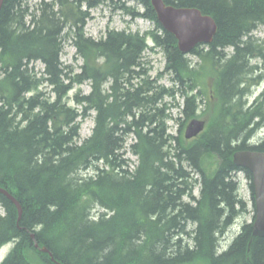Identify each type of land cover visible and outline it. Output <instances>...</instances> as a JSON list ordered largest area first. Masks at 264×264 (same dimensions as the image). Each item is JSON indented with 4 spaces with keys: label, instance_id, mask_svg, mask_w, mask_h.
Wrapping results in <instances>:
<instances>
[{
    "label": "trees",
    "instance_id": "1",
    "mask_svg": "<svg viewBox=\"0 0 264 264\" xmlns=\"http://www.w3.org/2000/svg\"><path fill=\"white\" fill-rule=\"evenodd\" d=\"M107 1L114 0L44 2L37 14L23 8V0H5L0 11V186L23 209L18 222L16 206L0 194V248L14 244L2 264H264V238H255L248 223L226 252L217 253L218 236L250 213L237 195L238 172L254 201L253 175L236 167L233 156L264 152V139L250 143L264 125V97L243 106L247 88L236 77L251 55H264V42L245 41L264 26V0H164L216 21L214 41L190 53L196 63L180 52L147 0H137L142 13L125 4L115 8L151 21L154 30L109 29L100 39L86 37L91 10ZM65 22L81 25L73 43L76 58L84 60L79 73L62 62ZM229 47L235 54L228 61ZM148 50L165 56L155 79L143 63ZM37 61L45 65L41 75L30 67ZM167 75L171 88L158 84ZM86 83L89 94L81 89ZM178 95L184 118H177L182 126L174 136L165 98ZM93 112L94 129L81 142V127ZM203 117L206 130L185 140L188 121ZM128 152L138 159L133 171ZM207 156L218 158L219 167L203 173L196 197L198 182L187 167L201 172Z\"/></svg>",
    "mask_w": 264,
    "mask_h": 264
},
{
    "label": "rangeland",
    "instance_id": "2",
    "mask_svg": "<svg viewBox=\"0 0 264 264\" xmlns=\"http://www.w3.org/2000/svg\"><path fill=\"white\" fill-rule=\"evenodd\" d=\"M32 4H36L38 2L44 1V0H30ZM45 1H52V0H45ZM114 2V3H113ZM113 2L107 1L106 3L102 4L100 7L94 9L91 11V19L88 21L86 32L89 36L93 37L94 39H100L102 37H105L107 31L110 30H116V31H126V32H132L136 33L139 32L141 34H144L146 32H149L154 29V24L150 21H148L145 18H137L133 20L130 15L126 14L121 9L115 8V4H125L127 7H134L136 8L140 13L144 11V7L136 0H114ZM254 37L259 40H264V27H260L256 30L254 33ZM64 46V51L62 55V62L65 66H72L76 72L81 71V66L84 64V60L82 58H76L75 52L76 48L72 45L71 40H66ZM150 45L152 46L151 40H149ZM193 60L194 63L197 62V59L193 56L189 57ZM143 63L146 66L151 67V71L149 75L152 79L157 78L158 74L164 71L165 68V56L161 51H146L144 54ZM34 66L36 67V70H38L39 73L43 72L44 66L42 63H35ZM259 74V73H258ZM255 74V77H258L259 75ZM160 85L171 88L173 86V81L171 79V76L167 75L163 79L159 81ZM212 84V76L208 75L207 77V85H208V95L210 92V86ZM261 84V83H260ZM259 84V85H260ZM257 85V86H259ZM264 86V85H263ZM256 87V86H254ZM81 89L85 94H89L91 91V84L86 83L85 85L81 86ZM258 90V89H257ZM255 90V92L258 93V91ZM77 91L75 89L70 94L71 96L74 95V93ZM250 102L254 101V97H251ZM165 102L169 105L171 104L172 107V118L168 121L169 126V132L173 135H178V132L182 126V122H178L177 118L182 117L181 110L184 105V98L181 95H178L176 99L172 98H165ZM71 105L74 106V103L71 102ZM94 116L95 112L92 113L91 117L87 119L80 131L81 136V142L85 140L86 138L90 137L92 134V131L94 129ZM191 120L188 121L186 126L184 127V134L185 130ZM134 141V139L129 140V144H131ZM126 157L130 159V169L133 171L135 167L138 164V159L136 156H134L132 153L128 152ZM219 160L218 158H215L213 156H207L205 158V165L204 167L207 168L209 171L218 164ZM211 172V171H210ZM197 178V177H196ZM238 180L241 181V197L244 200V202L247 203L250 213L245 214V216L240 217L237 220V225L233 226L229 233L224 238L223 242L229 243L231 239L235 237V234L238 233L240 227L245 223H251L253 221V200L251 195V190L249 188V181L244 177V174H240L238 176ZM194 195L196 197H199L200 195V185L197 184ZM4 210L0 207V214H3ZM190 229H194L195 227L193 225L189 226ZM13 247V244H9L2 249H0V264L4 261L6 256L9 254Z\"/></svg>",
    "mask_w": 264,
    "mask_h": 264
},
{
    "label": "water",
    "instance_id": "3",
    "mask_svg": "<svg viewBox=\"0 0 264 264\" xmlns=\"http://www.w3.org/2000/svg\"><path fill=\"white\" fill-rule=\"evenodd\" d=\"M4 1L0 0V11ZM149 1L155 9L163 28L176 37L178 48L182 53L187 54L199 44H210L214 41L218 26L212 16L204 15L196 8H177L173 5H167L164 0ZM206 124V120H192L187 126L185 138L190 140L198 137L205 130ZM233 161L236 166L249 170L253 175L257 209L256 221L253 225V236L264 238V152L252 150L237 152L233 156ZM0 194L7 197L16 206L19 213L18 222H20L23 209L18 200L2 187H0ZM32 238L35 240L34 235ZM35 248L49 254L52 261L56 262L53 254L47 248H41L37 242Z\"/></svg>",
    "mask_w": 264,
    "mask_h": 264
},
{
    "label": "bare ground",
    "instance_id": "4",
    "mask_svg": "<svg viewBox=\"0 0 264 264\" xmlns=\"http://www.w3.org/2000/svg\"><path fill=\"white\" fill-rule=\"evenodd\" d=\"M55 1H57V0H55ZM55 1H53V2H55ZM137 1V0H136ZM147 1H149V0H147ZM51 3H52V1H50ZM50 2H48V3H50ZM113 2V1H112ZM139 2V1H138ZM150 2V1H149ZM43 1H41V2H38V3H36V4H32L31 3V1L30 0H23V2H22V7L24 8V6H26V7H28V9H29V12H33V11H36L37 10V14H39L40 13V10L43 8ZM114 3V2H113ZM140 3V2H139ZM151 3V2H150ZM166 3V2H165ZM141 4V3H140ZM167 4V3H166ZM142 6H143V4H141ZM152 5V4H151ZM167 5H171V4H167ZM174 6V5H173ZM100 7V6H99ZM144 7V6H143ZM153 7V6H152ZM175 7H177V6H175ZM177 8H185V7H177ZM83 8H81V10H82ZM84 9H86V8H84ZM83 9V10H84ZM96 9V8H95ZM154 9V8H153ZM92 10H94V9H92ZM91 10V11H92ZM155 10V9H154ZM155 13H156V11H155ZM156 15H157V13H156ZM157 18H158V16H157ZM133 20H135V19H133ZM63 22H64V20H63ZM88 24V23H87ZM30 26V25H29ZM80 24L77 26V27H74V28H72L71 27V23L70 22H65V26H64V30L62 31V47H63V51H64V46H65V41L68 39V40H71V43L73 44V43H75V34L77 33V29L78 28H80ZM218 26V25H217ZM261 27H264V26H261ZM77 28V29H76ZM86 28H87V26H85L84 27V32H85V36L86 37H89V38H92V39H94L93 37H91V36H89L88 34H87V32H86ZM258 28H260V27H258ZM257 28V29H258ZM154 29H155V26H154ZM153 29V30H154ZM257 29H254V30H252L251 32L252 33H250V34H248V37H246L245 38V41H248L250 38H254V39H256V40H258L257 38H255L254 37V33L256 32V30ZM152 31V30H151ZM261 42H264V40H260ZM205 44V43H204ZM211 44V43H210ZM199 45H201V44H199ZM76 48V47H75ZM195 49V48H194ZM193 49V50H194ZM192 50V51H193ZM191 51V52H192ZM225 51V50H224ZM181 52V51H180ZM191 52H189V53H187L186 55H189L190 56V53ZM227 52V53H226ZM225 53L227 54L225 57V59H228V61L232 58V56L235 54V48L234 47H229L228 49H226V51H225ZM184 54V53H183ZM36 62H32L31 64H30V66H32V65H34ZM37 63H42L41 61H37ZM43 64V63H42ZM237 72H238V70H237ZM39 73V72H38ZM259 73V74H258ZM255 74H258L259 76L258 77H255ZM39 75H41L40 73H39ZM236 77L237 78H240V77H243V79H244V81H243V83L241 84V89H245V88H247V91H246V94L244 93V95H243V97L241 98V102H242V105L243 106H245L246 108H249V107H251V106H253L254 105V103L253 102H255L257 99H260V98H262V97H264V55H263V53H261V54H259V55H255V56H250L249 58H248V61H247V64L243 67V69H242V72H238L237 73V75H236ZM247 81H250V82H252V83H249V82H247ZM254 81V82H253ZM256 82V83H255ZM261 83V84H260ZM252 84V85H251ZM260 84V85H259ZM257 85H259V86H257ZM254 86H256V87H254ZM258 89V90H257ZM255 90H257L258 91V93L257 92H255ZM251 97H254V101L253 102H250L249 100H250V98ZM204 103H205V101H203L202 102V100L200 101V108H202L203 107V105H204ZM184 106V105H183ZM172 107L173 106H171V105H168V108H167V110H166V113L167 114H169V116L171 117L172 116V114H171V111H172ZM180 118H182V117H180ZM183 118H184V116H183ZM195 119H197V120H203L202 118H195ZM189 124H190V122H189ZM188 124V125H189ZM206 126H207V124H206ZM171 134V133H170ZM173 135V134H172ZM178 135H179V133H178ZM177 135V136H178ZM174 136H176V135H174ZM264 139V125H262L261 127H259V128H257L256 130H255V132L253 133V135H252V137H251V139H250V143L251 144H253V145H256L257 143H259L261 140H263ZM238 152H241V151H238ZM237 153V152H236ZM235 153V154H236ZM234 154V155H235ZM205 163V161L203 162V164H201L200 166H201V172L200 171H198L197 169H195L194 167H192V166H188L187 167V169H188V171L189 172H191L192 173V176H193V178H194V180L196 181V183L197 184H199V182H201V180H202V175H203V173H206V174H208L210 171L211 172H215V171H217V169H218V167H219V163L218 164H216V166L215 167H213L210 171L207 169V168H205L204 167V164ZM236 166V165H235ZM236 167H238V166H236ZM238 168H241V169H245V168H242V167H238ZM246 170V169H245ZM240 174H243L241 171L240 172H238L237 173V178H238V176L240 175ZM197 177V178H196ZM253 182H254V178H253ZM196 184V185H197ZM254 184V183H253ZM200 185V184H199ZM195 188H196V186H195ZM200 189H201V187H200ZM194 191H195V189H194ZM236 191H237V195H238V197L239 198H242L241 197V185H239L238 187H237V189H236ZM244 201V200H243ZM253 204H255V208H254V210H255V212L253 211V213H254V216H253V221L251 222V223H248V224H252V228H253V225H254V223H255V221H256V216H257V209H256V202H255V197H254V201H253ZM96 211L94 210V212L93 213H95ZM242 216H245V214L244 213H241L237 218H236V220H235V223H233L228 229L230 230L232 227H233V225H237V220L240 218V217H242ZM243 226V225H242ZM242 226L240 227V229H239V231H238V233H236L235 234V237L233 238V239H231V241L229 242V243H227V242H223L222 243V241L224 240V238L226 237V235L229 233V230L227 229V231L223 234V235H219L218 236V248H217V253L218 254H221V253H223V252H226L228 249H229V247L232 245V242H233V240L236 238V237H238L239 235H240V232H241V229H242ZM187 229L189 230V231H193L192 229H190L189 228V226L187 227ZM186 237V239H185V243L186 244H189V245H193V241L188 237V236H185ZM255 238H257V237H255ZM259 238V237H258ZM250 247H251V244L249 245V250H250Z\"/></svg>",
    "mask_w": 264,
    "mask_h": 264
}]
</instances>
